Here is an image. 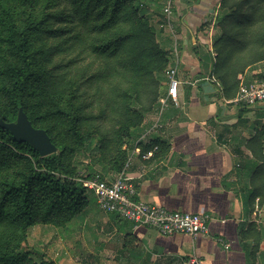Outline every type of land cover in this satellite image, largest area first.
Masks as SVG:
<instances>
[{"label": "trees", "instance_id": "1", "mask_svg": "<svg viewBox=\"0 0 264 264\" xmlns=\"http://www.w3.org/2000/svg\"><path fill=\"white\" fill-rule=\"evenodd\" d=\"M157 2L0 0V120L16 122L23 109L58 148L42 157L0 125V264H43L26 249L30 230L66 226L90 206L83 181L97 175H81L72 157L82 149L93 152L96 135L106 134L101 144L113 138L114 172H122L130 152L143 146L140 127L148 112L137 106L152 96L149 113L159 110L173 59L146 18ZM218 15L213 52H195L213 64L222 94L233 99L239 75L264 61V0H220ZM80 41L82 55L101 62L81 77L73 74ZM96 105L101 112L94 115ZM107 121L114 123L109 129ZM163 146L152 141L142 148Z\"/></svg>", "mask_w": 264, "mask_h": 264}, {"label": "crops", "instance_id": "2", "mask_svg": "<svg viewBox=\"0 0 264 264\" xmlns=\"http://www.w3.org/2000/svg\"><path fill=\"white\" fill-rule=\"evenodd\" d=\"M219 5L220 0H174L176 40L159 32L170 52L179 51L180 106L170 103L160 128L151 132L158 111L148 118L153 122L141 137L143 146H164L147 152L135 147L120 172L135 184L137 200L210 215L209 233L196 239L163 236L116 214L95 213L90 205L78 220L81 228L89 225L85 238L95 264H181L194 256L205 264H264V103L232 104L234 98L225 97L213 80V64L195 52L211 51L202 30ZM238 79H264V61ZM104 175L105 181L115 179ZM67 258L62 252L56 264H70Z\"/></svg>", "mask_w": 264, "mask_h": 264}, {"label": "rangeland", "instance_id": "3", "mask_svg": "<svg viewBox=\"0 0 264 264\" xmlns=\"http://www.w3.org/2000/svg\"><path fill=\"white\" fill-rule=\"evenodd\" d=\"M168 3V0H158L156 6H150V11L146 18L156 30L155 32L157 36V41L166 51L170 52L168 50V47L164 45V39L159 32L160 30H162L164 32V36L168 35L172 40H176L175 17L173 9H171L170 14L166 13L165 11ZM215 15L211 21L204 24L202 30V36L205 39L211 41L209 46L212 52L214 39L219 34L218 23L220 19L218 13L217 18L215 17ZM166 16L171 19V26L166 24ZM76 35H79V32ZM84 42L85 41H80L75 45L78 47V51L76 53L77 57L81 61H79L77 68L73 71V74L79 77H81L85 73L91 74L94 68H97L101 64L100 61L94 62V58H89L86 55H82L81 50L84 47ZM170 54L171 56H173L172 52H170ZM67 55L68 53H62V57L65 60L67 59ZM173 61L174 58L172 59V62L171 64H169V66L173 64ZM89 62H91L90 66H88ZM103 86L104 87L102 88L105 90V92H107V85ZM167 86L168 84H165L160 90L161 94L159 96V103L166 97ZM94 94L97 96V98L100 97L99 90H96ZM151 99L152 96H150L148 100L147 96L144 95L142 102L143 104L137 106V110L142 111L144 113L148 112L145 113L146 115L143 118L142 126L140 127L141 132H139L141 133V135H143L147 127L151 126V123L153 122H148V118L157 113L156 111L149 113ZM100 112L101 107L96 105L92 113L94 115H97L100 114ZM105 124L108 126V129L114 125V123L110 121H107ZM105 137L106 134L103 132L101 134L99 133L98 135H96V145L93 152L87 153L82 149L77 151L76 154L72 157L73 165L81 175L96 174L99 177L103 176L104 179V173L114 175V178L119 176L120 172H114L113 170H111V159L113 157L114 147V143L111 140H113V138L109 137L107 138L108 143L101 144L103 140H106ZM131 146H133V143L124 145L123 148H130ZM92 193L93 192L88 189V196L91 200L90 205L93 208V212L105 213L100 210L99 207L95 208ZM78 218L79 217L73 219L69 224L63 227H59L52 224L34 226L30 230V234L26 242V249L33 252L35 260L42 262L43 264H56V260H58V256H60L62 252H67V260H69L70 264H95L90 258V256H92L93 254L90 252L91 247L89 245V240L88 238H85L89 236V231L87 230L89 225L86 224L85 227L82 226L81 228V224Z\"/></svg>", "mask_w": 264, "mask_h": 264}, {"label": "built area", "instance_id": "4", "mask_svg": "<svg viewBox=\"0 0 264 264\" xmlns=\"http://www.w3.org/2000/svg\"><path fill=\"white\" fill-rule=\"evenodd\" d=\"M168 2L165 11L170 14L174 0H168ZM217 13L215 16H217ZM171 22V19L166 16V24L171 26ZM172 54L174 58L173 64L165 72L168 80L166 97L160 102L157 121H155L150 132L160 128L161 116L170 103L175 107L180 106L179 90L181 82L178 79L179 51L177 47ZM213 80L218 83L214 76ZM231 103L236 106H255L264 103V79L242 83L237 96L231 100ZM83 184L95 194L100 210L107 214H116L136 226L156 229L163 236L183 234L194 239L209 233L210 215L173 211L159 205L137 200L135 184L125 178L123 174H119L118 177L110 182L96 176L92 180L83 181ZM181 264L205 263L194 256L185 259Z\"/></svg>", "mask_w": 264, "mask_h": 264}, {"label": "water", "instance_id": "5", "mask_svg": "<svg viewBox=\"0 0 264 264\" xmlns=\"http://www.w3.org/2000/svg\"><path fill=\"white\" fill-rule=\"evenodd\" d=\"M0 125L10 131L17 142L30 144L42 157L58 152L47 131L35 128L23 109L19 110L16 122L7 123L0 120Z\"/></svg>", "mask_w": 264, "mask_h": 264}]
</instances>
